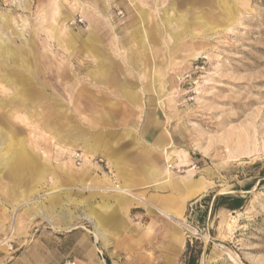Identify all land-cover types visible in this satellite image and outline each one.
Returning a JSON list of instances; mask_svg holds the SVG:
<instances>
[{
	"label": "rangeland",
	"instance_id": "374dc122",
	"mask_svg": "<svg viewBox=\"0 0 264 264\" xmlns=\"http://www.w3.org/2000/svg\"><path fill=\"white\" fill-rule=\"evenodd\" d=\"M0 30V264H264V0H0ZM152 166L203 181L179 216Z\"/></svg>",
	"mask_w": 264,
	"mask_h": 264
},
{
	"label": "bare ground",
	"instance_id": "6f19581e",
	"mask_svg": "<svg viewBox=\"0 0 264 264\" xmlns=\"http://www.w3.org/2000/svg\"><path fill=\"white\" fill-rule=\"evenodd\" d=\"M0 36H3V35H0ZM6 44H8V43H6ZM0 47H2V45H0ZM0 133H2V132H0ZM84 143H85V146L90 147V144H88L86 141ZM162 151H163V154H164L166 159L171 158L173 156L174 152H175V150L173 148H165V149H162ZM91 152H93V151H91ZM9 160H10V158H7L6 162L4 163V166H7V164L9 163ZM107 162H108V164H109V166L111 167L112 170H114V169H116L118 167L117 164L115 163V161H113L111 157L107 158ZM152 173L155 174L156 177H158V183L160 185H162L163 187L169 188V189H172V190H175V189H180V190L181 189H185L186 190L185 196L182 197V199L174 207V209L171 212H164L167 216H170V215L177 216V215H179L181 213V210L183 208V204H184L185 200L189 199L193 195L198 194L203 188V186L201 185L203 183V181L198 180V179H194L193 181H191L190 179L184 180L185 177H181V178L179 177L180 179L177 181L175 176L172 174V172L169 171L167 168H163L162 169V168H159L157 166H154V168L152 169ZM188 173H189V170H188ZM110 188H111L110 191H113L114 193H123V194H126V195L133 196V193L131 191H129V189L126 187L125 184L111 183V187ZM31 205H32L31 209H29L28 205H18L19 207H17V209H19L20 207H24L23 211L28 214V218L29 219L35 218L37 216H40V217L48 219L53 225H55L56 221H55V219L52 217V215L49 212L44 211L40 206H38V204L36 202H32ZM65 214H67V213H65ZM68 214H70V212H68ZM74 217L75 216H72V218H74ZM85 217L90 219L91 221L94 220V217L92 215L85 214ZM9 232H11V229H9ZM9 232L5 236V240L4 241H6V242L8 241V238L10 239L13 236V232L12 233H9ZM95 233L102 234V231H101V229L99 228L98 225L95 226ZM4 244L5 243L2 242L1 245L3 246Z\"/></svg>",
	"mask_w": 264,
	"mask_h": 264
},
{
	"label": "crops",
	"instance_id": "0c3cea01",
	"mask_svg": "<svg viewBox=\"0 0 264 264\" xmlns=\"http://www.w3.org/2000/svg\"><path fill=\"white\" fill-rule=\"evenodd\" d=\"M103 156L107 159L108 157H111L112 158V160L113 161H115V163L117 164V166H118V161L116 160V158L113 156V155H109V153L107 154V153H104L103 154ZM154 168V166H152V167H149L148 169V173H147V175L148 176H144L146 179H147V181L149 180V178L150 179H152V181L154 182V184L152 183L150 186L151 187H153L154 188V186H156V187H158V188H161V187H163L162 185H160L159 183H158V177H156V175L155 174H153L152 173V169ZM130 172H128V171H126L125 172V174L124 175H122L121 177H120V181H117V183L119 184V183H122V184H125L126 185V187L129 189V191H131L132 193H133V196L132 197H136V193H134L133 191H132V188H131V183H130V181H127V177L126 176H128L127 174H129ZM177 181L179 180V179H176ZM108 179L105 181L106 182V184L108 185ZM111 181V180H110ZM112 182V181H111ZM106 188V187H105ZM163 188H165V187H163ZM175 190H179V189H175ZM109 195H107L109 198L107 199V198H105V199H101V200H99L95 205H92L91 203H90V201H87V202H85V207H86V210H87V212H85V214H89V215H92L93 217H94V220L93 221H91L90 219H88V218H86V219H88L92 224H93V232H94V235H96L98 238L100 237V236H106V228H105V226L106 225H114V222L112 221V219L114 218L113 217V212L111 213V211H113V208L114 207H119V206H121L122 204H124L125 203V200H126V197L123 195V193H112V194H110V193H108ZM186 194V193H185ZM197 195V194H196ZM130 196V195H129ZM185 196V195H184ZM183 196V197H184ZM195 195H193L192 197H190L189 199H191V198H193ZM182 199V198H181ZM180 199V200H181ZM189 199H187V200H185V202L186 201H188ZM113 201V203H111L110 201ZM180 200H179V202H180ZM178 202V203H179ZM185 202H184V204H185ZM184 204H183V207H184ZM20 205H26V204H24V203H21ZM177 205V204H176ZM175 205V206H176ZM175 206H173L171 209H169L168 210V212H171L173 209H174V207ZM19 207V206H18ZM182 211H183V208H182V210H181V213H182ZM163 212V211H162ZM180 213V214H181ZM179 214V215H180ZM179 215H177V216H179ZM96 225H98L99 226V228L101 229V231H102V234H100V233H95V226ZM23 264H33V263H30L29 261H23ZM34 264H38V263H34ZM40 264V263H39Z\"/></svg>",
	"mask_w": 264,
	"mask_h": 264
},
{
	"label": "trees",
	"instance_id": "16d2710c",
	"mask_svg": "<svg viewBox=\"0 0 264 264\" xmlns=\"http://www.w3.org/2000/svg\"><path fill=\"white\" fill-rule=\"evenodd\" d=\"M224 197L225 196H221L220 198L222 199ZM228 197L231 198V203L229 205H227V208L236 209V208H239L241 206V202H242L241 198H239V197H231V196H228Z\"/></svg>",
	"mask_w": 264,
	"mask_h": 264
},
{
	"label": "built area",
	"instance_id": "2783aa9c",
	"mask_svg": "<svg viewBox=\"0 0 264 264\" xmlns=\"http://www.w3.org/2000/svg\"><path fill=\"white\" fill-rule=\"evenodd\" d=\"M5 240V236L2 238V240H1V244H2V242H4L7 246H8V248H12V245L10 244V239L8 238V241L6 242V241H4ZM64 264H74L73 262H68V263H64Z\"/></svg>",
	"mask_w": 264,
	"mask_h": 264
}]
</instances>
